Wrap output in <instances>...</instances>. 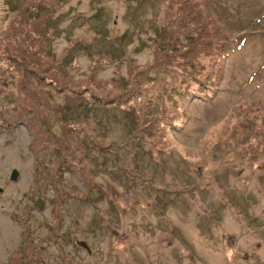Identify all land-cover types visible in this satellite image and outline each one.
I'll return each instance as SVG.
<instances>
[{
	"label": "rangeland",
	"instance_id": "374dc122",
	"mask_svg": "<svg viewBox=\"0 0 264 264\" xmlns=\"http://www.w3.org/2000/svg\"><path fill=\"white\" fill-rule=\"evenodd\" d=\"M0 264H264V0H0Z\"/></svg>",
	"mask_w": 264,
	"mask_h": 264
},
{
	"label": "water",
	"instance_id": "95a60500",
	"mask_svg": "<svg viewBox=\"0 0 264 264\" xmlns=\"http://www.w3.org/2000/svg\"><path fill=\"white\" fill-rule=\"evenodd\" d=\"M17 175H18V172L15 170V171L13 172L12 178H13V179H16ZM40 206H42L41 203H40ZM88 250H89V248H88Z\"/></svg>",
	"mask_w": 264,
	"mask_h": 264
}]
</instances>
